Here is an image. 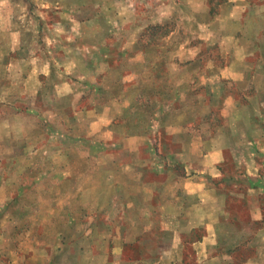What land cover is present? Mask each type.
Returning <instances> with one entry per match:
<instances>
[{
  "label": "rangeland",
  "instance_id": "rangeland-1",
  "mask_svg": "<svg viewBox=\"0 0 264 264\" xmlns=\"http://www.w3.org/2000/svg\"><path fill=\"white\" fill-rule=\"evenodd\" d=\"M173 2L21 0L17 11L30 14L25 27L38 36L39 54L58 49L67 58L61 66L41 57L51 72L20 73L27 77L6 79L11 89L0 86V264H141L142 248L157 243L159 234L145 232L151 216L131 197L142 193V182L157 189L169 147L187 144L185 133L201 115L190 96L199 91L197 63L185 53L181 62L169 54L163 61L158 46L144 54L139 39L146 24L169 13L163 21L176 33L165 52L189 49L190 27L181 9L169 8ZM90 6L99 7L96 15L77 23L80 8ZM77 58V74L61 72ZM159 64L167 66L161 75ZM8 77L0 70V82ZM50 86L48 102L39 103L37 92ZM218 108L211 106L213 124ZM257 234L264 238V230ZM261 241L239 250L249 264H264ZM155 248L173 250L169 243Z\"/></svg>",
  "mask_w": 264,
  "mask_h": 264
},
{
  "label": "crops",
  "instance_id": "crops-1",
  "mask_svg": "<svg viewBox=\"0 0 264 264\" xmlns=\"http://www.w3.org/2000/svg\"><path fill=\"white\" fill-rule=\"evenodd\" d=\"M173 6L182 10L184 25L190 27L189 49L165 52L164 43L176 33V28L163 21L169 13L160 12L163 15L157 21L142 28L139 39L150 27L169 26L170 31L151 45H143L142 51L146 54L158 46L164 48L159 51L163 61L169 54L181 62L185 53L190 64L197 63L194 79L197 85L193 89L199 91H191L190 96L193 109H199L201 115L197 127L185 133L189 142L169 147L173 157L168 162L163 158L166 171L160 175L163 180L157 189L142 182V193L131 197L130 201L138 202L143 216H151L145 232L159 234L156 244L149 242L142 248L139 261L249 264L239 250L248 242L260 248L261 240L264 241L256 235L264 230V0H174L169 8ZM20 8L21 0H0V70L9 75L0 86L9 89L6 79H23L33 72L44 76L40 73L43 70L51 72L48 62L39 58L55 57L54 61L61 66L67 58L58 49L39 54L38 36L25 27L30 14L22 18L24 15L17 11ZM89 8L90 11L80 8L77 23L95 16L99 7ZM176 22L175 19L173 24ZM78 58L69 62L73 67L61 72L77 74ZM32 64L37 68L32 70L29 66ZM85 64H81L83 68ZM166 68L165 64H159L157 74L161 75ZM20 73L27 75L17 77ZM27 82L33 85L32 80ZM173 83L171 99L175 100L179 94L176 82ZM68 86L61 84L59 88L66 91ZM50 91L53 92L52 86L45 87L40 94L37 92L36 97L43 99L39 103L48 102ZM214 105L219 106L217 124L211 119ZM248 232L254 234L249 240L245 238ZM197 233L201 235L196 237ZM166 243L173 250L153 254L158 248L155 245Z\"/></svg>",
  "mask_w": 264,
  "mask_h": 264
},
{
  "label": "trees",
  "instance_id": "trees-1",
  "mask_svg": "<svg viewBox=\"0 0 264 264\" xmlns=\"http://www.w3.org/2000/svg\"><path fill=\"white\" fill-rule=\"evenodd\" d=\"M170 31L169 26H155L148 28L141 37V40L144 41V46L151 45L154 41H157V39H160L161 37L167 35ZM142 45V44H141Z\"/></svg>",
  "mask_w": 264,
  "mask_h": 264
}]
</instances>
